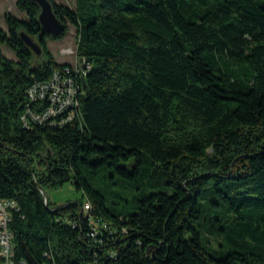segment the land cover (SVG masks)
Listing matches in <instances>:
<instances>
[{
    "label": "trees",
    "instance_id": "1",
    "mask_svg": "<svg viewBox=\"0 0 264 264\" xmlns=\"http://www.w3.org/2000/svg\"><path fill=\"white\" fill-rule=\"evenodd\" d=\"M50 1L62 35L42 32L34 0L0 26L15 264H264V0ZM69 24L90 64L78 116L26 126L46 106L28 88L71 65L46 42ZM67 182L86 199L47 206L42 190Z\"/></svg>",
    "mask_w": 264,
    "mask_h": 264
},
{
    "label": "built area",
    "instance_id": "2",
    "mask_svg": "<svg viewBox=\"0 0 264 264\" xmlns=\"http://www.w3.org/2000/svg\"><path fill=\"white\" fill-rule=\"evenodd\" d=\"M90 64L82 59L77 64L64 65L56 68L49 79L35 81L27 90L32 103H46L41 109H35L29 104L23 113L22 119L26 126L36 122L39 124L62 125L74 120L81 108L80 94L82 86L78 76L85 75ZM17 203L10 199L0 200V261L2 264L14 262V233L10 228L11 215ZM90 202H86L83 212L89 213ZM90 217V225H93ZM94 236L95 232L90 231Z\"/></svg>",
    "mask_w": 264,
    "mask_h": 264
},
{
    "label": "rangeland",
    "instance_id": "3",
    "mask_svg": "<svg viewBox=\"0 0 264 264\" xmlns=\"http://www.w3.org/2000/svg\"><path fill=\"white\" fill-rule=\"evenodd\" d=\"M17 0H1L0 4V26L7 29L5 22L6 12H11L20 18H26V13L19 9L16 4ZM57 2H62L69 5L72 8H76L77 0H56ZM36 41V40H35ZM37 42V41H36ZM46 42L49 49L52 51L56 59L61 63L77 64L81 60V56L77 53V38L76 29L72 24H69V29L67 33L57 39L46 37ZM2 50L4 54L11 58L16 59L15 53L6 45L3 44ZM42 55V54H41ZM40 56V60L44 59L45 56ZM83 191L78 189L72 182H67L62 187L58 189H51L48 191V196L50 199L57 203L63 204L68 201H78L86 198H82ZM126 197L128 194L126 193Z\"/></svg>",
    "mask_w": 264,
    "mask_h": 264
},
{
    "label": "water",
    "instance_id": "4",
    "mask_svg": "<svg viewBox=\"0 0 264 264\" xmlns=\"http://www.w3.org/2000/svg\"><path fill=\"white\" fill-rule=\"evenodd\" d=\"M41 6V12L39 14V21L43 27L42 32H47L53 35H62L65 32V24L59 19L54 11L53 4L50 0H34ZM21 37L24 42L38 55H41L43 52L42 46L31 38L25 32L21 33ZM83 91H86V83H83ZM42 193L45 197V204L48 205V195L42 190ZM58 207V206H57Z\"/></svg>",
    "mask_w": 264,
    "mask_h": 264
},
{
    "label": "crops",
    "instance_id": "5",
    "mask_svg": "<svg viewBox=\"0 0 264 264\" xmlns=\"http://www.w3.org/2000/svg\"><path fill=\"white\" fill-rule=\"evenodd\" d=\"M0 4H1V0H0Z\"/></svg>",
    "mask_w": 264,
    "mask_h": 264
}]
</instances>
